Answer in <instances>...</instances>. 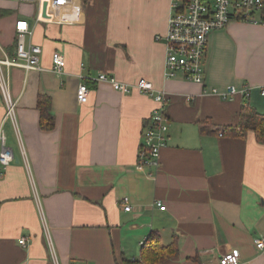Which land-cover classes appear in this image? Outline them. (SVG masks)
I'll list each match as a JSON object with an SVG mask.
<instances>
[{
	"label": "crops",
	"instance_id": "0c3cea01",
	"mask_svg": "<svg viewBox=\"0 0 264 264\" xmlns=\"http://www.w3.org/2000/svg\"><path fill=\"white\" fill-rule=\"evenodd\" d=\"M15 3L0 0L10 13L0 16V45L9 51L16 21L33 23ZM169 6L44 0L46 22L30 40L42 50L41 70L10 72L15 128L3 120L0 97V130L14 156L0 179V264H121L138 259L151 235L163 246L176 242L178 256L166 264H214L233 250L239 264H264L254 244L264 239V145L251 132L237 134L242 107L262 102L264 69L249 46L264 39V27L231 22L211 33L203 84L181 74L164 79ZM54 52L65 58L62 75L51 71ZM100 74L127 85L144 79L167 95L158 170L137 164L155 103L135 90L115 92L97 81ZM82 83L89 96L79 105ZM231 87L248 96L221 101L204 93ZM40 95L51 100L50 131L39 127Z\"/></svg>",
	"mask_w": 264,
	"mask_h": 264
},
{
	"label": "built area",
	"instance_id": "2783aa9c",
	"mask_svg": "<svg viewBox=\"0 0 264 264\" xmlns=\"http://www.w3.org/2000/svg\"><path fill=\"white\" fill-rule=\"evenodd\" d=\"M17 2L33 1L38 4V15L33 23L18 20L14 26V45L12 50L0 45V97L5 107L3 120H10L16 127L15 100L10 92V72L13 69L26 73L39 71L42 50L31 43L35 25L45 23L43 16L44 0H12ZM231 22H242L264 27V0H170L167 32L165 42L164 79L174 78L181 74L184 79L195 84H203V59L208 38L211 33L224 30ZM157 37V40H160ZM65 58L59 52L51 55V71L62 75L65 70ZM97 81L107 83L117 93L127 95L133 90L145 95L155 103L151 111L148 125L144 129L137 164L142 167L158 170L160 151L168 141L167 105L168 99L164 92L156 91L153 85L144 79L132 85L118 82L113 77L100 74ZM205 94L217 96L221 101H231L236 95L248 96L247 88L241 90L231 87L226 91L213 89ZM89 89L80 84L76 90L79 105L87 103ZM260 97L264 106V88L260 89ZM14 156L6 145V137L0 130V179L7 168L13 163ZM124 210L129 211L128 199L122 200ZM160 210L165 207L157 202ZM145 241V240H144ZM140 243V246L143 245ZM24 246L26 239L18 241ZM255 247L264 250V239H256ZM214 264H239V252L230 251L221 256Z\"/></svg>",
	"mask_w": 264,
	"mask_h": 264
},
{
	"label": "trees",
	"instance_id": "16d2710c",
	"mask_svg": "<svg viewBox=\"0 0 264 264\" xmlns=\"http://www.w3.org/2000/svg\"><path fill=\"white\" fill-rule=\"evenodd\" d=\"M91 0H82L88 3ZM9 12L0 11V16H7ZM51 100L46 95L37 98L36 109L39 112V127L43 131H50L53 128V115L51 113ZM237 134L245 135L251 132L255 140L264 145V115L258 114L248 104L241 109ZM235 131V129H233ZM178 256V248L175 241L167 246L161 245L156 235L145 239L136 260L121 259V264H166Z\"/></svg>",
	"mask_w": 264,
	"mask_h": 264
},
{
	"label": "rangeland",
	"instance_id": "374dc122",
	"mask_svg": "<svg viewBox=\"0 0 264 264\" xmlns=\"http://www.w3.org/2000/svg\"><path fill=\"white\" fill-rule=\"evenodd\" d=\"M17 4L18 5H16V3H15V5L12 7V8H14L15 12L17 14L24 15L26 18H29L32 20V22H34L33 20L36 19L38 12H39L38 4L36 2H33V1H29V2L23 1V2H20ZM233 23L239 24V25H244V23H242V22H233ZM250 25H252V24H250ZM249 49L257 51V54L255 56L260 61V68L264 69V39L259 38L257 40L256 46L254 48L249 46ZM254 105H255V109H256L257 113L260 115H264V106H263L262 102L261 101H258V102L255 101Z\"/></svg>",
	"mask_w": 264,
	"mask_h": 264
},
{
	"label": "water",
	"instance_id": "95a60500",
	"mask_svg": "<svg viewBox=\"0 0 264 264\" xmlns=\"http://www.w3.org/2000/svg\"><path fill=\"white\" fill-rule=\"evenodd\" d=\"M43 10H44V8H43ZM44 16V15H43Z\"/></svg>",
	"mask_w": 264,
	"mask_h": 264
}]
</instances>
